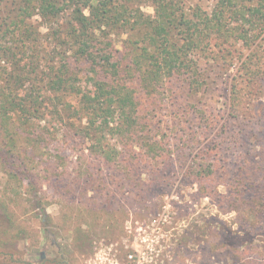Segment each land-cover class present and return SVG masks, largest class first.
<instances>
[{
	"label": "rangeland",
	"instance_id": "374dc122",
	"mask_svg": "<svg viewBox=\"0 0 264 264\" xmlns=\"http://www.w3.org/2000/svg\"><path fill=\"white\" fill-rule=\"evenodd\" d=\"M151 2L141 0L140 6L146 14L153 15ZM183 2L187 9L200 6L210 10L216 0ZM22 7L35 12L28 0H0V31ZM36 14L22 18L24 25L31 24L41 32L34 33L26 47L20 49H29L21 56H26L28 62L33 54L29 52L36 51L39 43L46 46L51 58V26ZM118 34L114 39L119 40ZM10 44L4 40L0 50ZM10 53L0 51V86L8 85L7 80L13 82L5 73L14 67L16 58ZM238 54L232 69L216 62L202 64L208 84L199 97L221 114L217 127L208 132L205 124L193 116L173 118L167 110H157L145 142L158 140L154 143L160 146L158 151L147 149L146 153L137 148L124 152L117 139L109 136L104 144L115 146L118 152L115 160L108 163L106 158L84 150L82 143L81 150L77 144L75 148L69 142L72 132L68 136L66 131L57 132L52 137L51 118L32 126L27 123L36 139L11 151L0 128V205L4 204L8 212L7 217L0 215V264H85L99 242L115 241L123 246L126 226L132 219L149 222L159 217L166 218L165 229L170 230L164 239V264H246L248 260L264 263V236L260 235L257 217L230 211L229 206L221 205L217 195H203V189H209L210 176L198 173V168L191 169L190 163L196 154L219 143L229 163L238 165L245 152H252L255 167L261 175V169L264 172V35L252 47H241ZM250 54L260 65L254 88L247 87L246 77L239 70ZM34 68L36 72L30 78L23 74L17 83L19 89L26 90L33 84L38 90L45 88L48 66L39 62ZM230 106L240 110V118L229 116ZM175 110L179 113L178 108ZM225 121V130H219ZM248 121L251 126L244 130L245 145L232 146L230 134ZM14 139L18 147L24 142L18 136ZM161 142L166 148L161 147ZM222 180L217 188L227 195ZM241 248L248 249L243 253ZM126 251L122 247V256Z\"/></svg>",
	"mask_w": 264,
	"mask_h": 264
},
{
	"label": "trees",
	"instance_id": "16d2710c",
	"mask_svg": "<svg viewBox=\"0 0 264 264\" xmlns=\"http://www.w3.org/2000/svg\"><path fill=\"white\" fill-rule=\"evenodd\" d=\"M151 1L153 15L142 10L141 0H28L36 15L51 26L53 44L51 58L46 46L39 43L36 51L29 52L33 53L29 62L26 56L21 57L29 49H20L34 33L41 32L31 24L24 25L22 18L35 12L22 7L16 17L5 21L0 43L8 40L11 47L0 51L11 52L16 59L14 67L5 71L13 82L7 80L8 85L0 86V128L11 151L36 139L35 131L28 130L26 124L32 126L43 118H51L52 137L57 132L66 131V136L72 132L69 142L75 148L77 144L81 150L83 144L84 150L106 158L108 163L118 152L115 146L104 144L109 136L117 139L124 152L137 148L146 153L147 149L158 151L160 146L154 144L158 140L145 142L157 110H167L173 118L193 116L208 132L217 127L221 114L199 97L208 84L202 64L234 67L240 48L252 47L264 35V0H216L210 10L200 6L187 9L183 0ZM117 33L119 40L114 39ZM256 60L250 54L239 68L247 87L254 88L259 78ZM39 62L49 70L45 88L39 91L33 84L19 89L17 83L23 74L30 78ZM232 87L236 89V84ZM229 110V116L240 118L236 106ZM226 126L227 121L219 130ZM250 126L249 121L242 123L238 132L230 134L232 146L245 145L244 130ZM15 136L24 139L20 147ZM160 145L166 148L163 142ZM201 152L190 163L191 169L210 176L209 189H203L202 194L217 195L230 211L255 215L264 236V172L261 169V175L255 167L252 152H245L238 165L228 162L219 143ZM221 179L227 195L218 191ZM7 213L1 204V217ZM241 249L244 253L248 248ZM246 264L264 263L248 260Z\"/></svg>",
	"mask_w": 264,
	"mask_h": 264
},
{
	"label": "built area",
	"instance_id": "2783aa9c",
	"mask_svg": "<svg viewBox=\"0 0 264 264\" xmlns=\"http://www.w3.org/2000/svg\"><path fill=\"white\" fill-rule=\"evenodd\" d=\"M159 217L149 222L131 220L126 226L127 237L123 246L119 242H99L85 264H164V239L166 218ZM130 244L128 246L127 244ZM127 249L124 256L121 249Z\"/></svg>",
	"mask_w": 264,
	"mask_h": 264
}]
</instances>
